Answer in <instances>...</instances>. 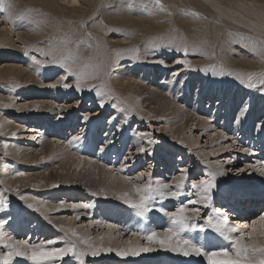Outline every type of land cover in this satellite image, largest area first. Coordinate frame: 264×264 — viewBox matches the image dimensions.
<instances>
[{"label": "rangeland", "instance_id": "1", "mask_svg": "<svg viewBox=\"0 0 264 264\" xmlns=\"http://www.w3.org/2000/svg\"><path fill=\"white\" fill-rule=\"evenodd\" d=\"M160 5H162L163 8H161ZM219 7H224L232 11V13L228 16H222V13L225 14V12L221 11ZM243 17L250 20L252 25L250 24L249 27H246L244 23L239 22L238 19H242ZM126 66L137 71L141 66H144L146 70L153 68L156 71L158 69L157 74L166 72L172 80H174V77L179 73H187L186 71H189L195 75L202 76L204 80L214 84L216 88H220L219 92L235 91V93L237 92L236 95H241L243 92L241 98H243V101L247 104L250 94H255V97L264 101V84L260 82V80L264 78V76L261 75L264 74V0H160L159 5L156 3V0H74L72 3L67 2V0H2V2H0V152L3 151V153H0V158L5 156L12 160L11 163H8L6 168L14 175L11 180L14 179L15 182L9 185L8 190L15 195V198H12L14 200L11 199V201L16 206L10 209L7 201H2V203H0V254L6 253V250H11L14 244L19 248L22 246L21 249H23V245L20 244V242H26L27 245L30 244L29 246H32L33 244L40 245L38 243L45 242L47 239L45 238L43 241L37 239L38 237L44 238L37 233V227L39 226L36 225V227H33V224L29 223L30 221L28 222L31 218L26 212V205L31 204L34 209L37 206L33 204L36 196L34 194H31L32 197L25 195L24 190L26 189H29L28 191L31 192L32 190L30 189H41V186L47 187L48 190L61 188L59 190V198L54 196L56 200L61 201L64 195L61 191L63 188L71 191L75 190L73 188L76 187L82 188L85 190H82L83 193L89 191L93 192L94 194H91L92 197L95 198L99 196V188L103 186L102 189L105 188L107 190H103L106 194L104 199L102 198L100 201H103L104 204L107 205L108 210L104 211L106 215L96 207L98 205L94 204H88L89 207H87V209L81 207L75 209L73 212L76 214V221L74 219L70 220L68 218L70 215L67 214L66 224L68 225L75 221L74 227L84 226L88 220H94L92 221L94 224L89 221L92 225L90 224L89 226L87 223L86 226H84L85 231L93 236V234L96 235V232L98 233L99 229L100 231L98 234L100 235L103 231H101V228H104L102 224L97 225L95 223L98 222V218L103 216V219H107L106 216L113 214L117 209L113 203L114 199H110L113 195L108 191L109 184L111 181H114L112 179H115L116 176L124 178V181L128 183L131 181L130 184L132 188H135L136 185L138 187L139 182H144L145 180L138 178V176L143 177L146 176L147 173V175H152L155 182L158 181L156 178L162 180L163 178L170 177V179L164 181L169 182L172 178L177 176L178 171H176L177 169L175 166L172 167L173 162L170 161L169 155L173 156L175 153L177 154L178 151L175 153L168 152L169 155L161 153L158 155L160 162H158V159L154 161L156 165L154 162L149 164L150 161L147 156L151 152L149 149L147 151L146 149L144 150V148L140 149L139 155L144 157L146 166L138 164L137 158L139 155L133 159L135 161L134 163L124 159V150H126V147L124 149L125 144L123 145L122 142L118 141L119 135L122 136L125 133L127 137L130 136L129 138H134L139 142H141V138L143 139L145 136L143 143L148 144V142H151V144L154 145L155 143H153V141L159 136L157 135L159 131L152 127H156L157 125L159 127L163 126L161 125L163 122L161 120L163 119H161L159 115H154L153 110H144V103H142L141 99L143 96L147 95V92H138V88H136L137 86H134V84L129 85L127 83L122 87H118L113 83L112 79L115 73L120 69H126ZM24 74L26 77L28 75V79L23 78L25 77ZM249 77H251V79H249ZM188 78L189 76L187 75V78L183 81V85L188 83ZM142 80L146 81L147 79L142 78ZM35 81L37 83H35ZM38 81L43 85H40L41 83ZM207 81L204 83V86L207 84ZM66 84L69 86L65 87ZM78 84L79 87H77ZM238 91L240 92L238 93ZM189 92L191 91L189 90ZM247 92L249 94H247ZM258 93L260 95H258ZM25 96L31 99L25 101ZM190 97L191 94H189L187 98L188 105L185 106L186 108L183 107L189 112L188 115L192 117L194 115L205 117V115H207L206 112H208V115H212L210 112L213 111V109H211L212 105L205 108L209 104L207 103V99H201L202 101L200 100V103L196 102L195 98L192 99ZM27 101H32L31 103L40 102L41 106H37V108L34 109V113L37 115L34 118L39 119V121L46 117L53 118V116H48L50 108H56L58 110L60 107L62 109H75L79 111L80 114H85L86 112L90 113L86 116L87 119H84L86 122L85 124L89 125L85 131L79 134H77V131L80 130L75 131L77 127V129H79V123L75 124L72 131L73 133L69 132V130H67L68 128L64 127L65 125L62 130L58 128V131H60L59 134L44 131L46 130L44 125H40L42 129H40V127L37 128L39 130L38 133L32 131L27 132L34 126L32 123L33 121H28V119L24 121L25 117L31 112L28 110L29 106L27 104L29 103ZM261 101L259 105H261ZM22 102H24V104ZM195 102L196 104H193ZM197 103L199 104L198 108L201 110V113L204 112V114L192 110L193 107L197 108ZM18 104H20L22 108H20ZM247 106L245 105V109L248 108ZM188 108L191 110L188 111ZM218 108L220 110L223 109L220 108L219 105L217 106V109ZM177 110L178 109H175V112L178 113ZM42 111L47 112L43 113ZM123 112L125 113L123 126L120 127L118 131L113 130L114 133L109 135V138H107L106 126L98 128L93 123L98 120L97 117L99 116L102 121L104 120L103 122H105V125L107 124L106 122L113 125L114 120ZM143 120L147 123L143 122ZM130 121L131 124L129 125L128 122ZM52 122V120L48 121V124L52 127L60 125V120L59 122ZM261 122L262 120L259 121L260 124ZM246 123L247 122L238 125V127L243 129ZM137 125H140L141 128ZM192 125L193 121L189 128H185L187 132L184 131L182 134L190 137V141L194 142V145L192 144V146L189 147L188 144L183 143L184 141L182 140H184V138L180 133L178 136L180 142L174 141L177 143L176 147L180 148V144H185L183 148H190L189 150L196 152V150H202V147H208L210 144H213L212 142L214 140L210 143V139L216 136L214 135L216 133L211 135L210 138L201 134L197 137L199 133L194 132V129L192 134L188 133ZM1 128L4 129L2 130ZM131 129L133 131L136 130V134L134 132L130 134ZM219 130L220 128H218L217 131L221 133L222 131ZM93 131H95V135L97 134L98 144L96 148L86 149L90 146V138L87 137L86 139V135L88 136ZM230 131L231 132L228 133L229 135L227 134V137H225L226 139L224 138V140H222L224 143L222 142L221 146H223V144L224 147L229 146L233 154L244 152L247 147H244L245 149H238L239 145H237L231 137L235 133L238 139H242L243 142H248L247 130H243V134L242 132L239 134V131H235L234 129H230ZM163 132L167 134L166 130H163ZM30 135H33L32 139L28 138ZM225 135L223 133V137ZM147 136H150V138L148 139ZM42 137L47 138V141H45L44 138L43 141ZM260 137V135H255L250 139V142L254 141L255 138L260 139ZM196 138L197 141L195 140ZM76 139L79 141H76ZM32 140L35 143H32ZM42 141L43 143H41ZM145 141H147V143ZM75 142H77V147ZM78 142L81 144L78 145ZM257 142L256 140L253 143L252 150L250 153L248 152L249 155L254 153V151L256 154L263 151L261 147H264V141L260 143ZM26 143H32L33 147L25 149ZM45 143H48L46 144L47 146H45ZM69 143H74L75 145L72 144L73 146L70 147ZM175 143H173V145H175ZM12 144L13 147H15L14 150H12L13 147L8 149ZM66 145H68V147ZM112 145H114V148L109 150L108 153H102L104 149ZM187 145L189 148L186 147ZM38 148L42 150H37ZM120 148L123 149V152H121ZM230 148L227 149L229 150ZM63 151L67 152V154L70 152L69 154L71 156H69V154H66V156L59 153ZM79 151L80 154L77 153ZM143 151L144 153H142ZM245 152L247 151L245 150ZM226 153L227 152L224 154ZM37 154L38 156H36ZM32 156L33 158L36 157L38 160L36 161V158L33 159ZM78 156L80 159H78ZM65 157H68V160H66ZM179 157L180 156H178V158ZM225 157L226 156L220 157L219 160L222 161ZM260 157L262 161H264V151ZM210 158L207 160L209 164H217V160ZM86 159L90 161L91 164H89ZM66 161L67 164L69 163L68 165L70 167L67 166V164L65 165ZM62 162H65L64 165H62ZM226 162L227 161L223 163ZM243 163L245 162L243 161L241 164H237V168L243 167ZM36 166H38L39 169H34ZM56 167L60 168L54 174L55 180H47L48 176L45 175L52 169L55 170ZM97 167H101V169ZM183 167L185 168L186 166H181V168ZM229 170L230 168H227L225 172L231 176L245 177V179L250 178L249 175L241 176V172H237L238 170L234 168L230 170V173ZM27 172H35L36 174L30 173V176L26 177L25 173ZM18 173H23V175H18ZM80 174L86 175L80 176ZM44 176L47 181L42 179ZM31 177L35 179L28 182L27 179ZM136 177L140 180H137ZM1 179L0 176V185H3ZM187 179L188 181L195 179L193 182H196L199 176H192ZM88 181L90 183H88ZM65 183H69V186H66ZM221 183L218 187L219 189H224V187L228 189V187H230L227 184H223V182ZM30 184L32 185L30 186ZM86 195L87 194L83 195L81 198L78 196H64V200L66 201L62 202V204L65 205L71 200H73L74 204H84L86 202ZM52 197L53 196L48 197L47 199H52ZM132 197L134 196L132 195ZM132 197L122 196V210L128 211L125 207L131 206L126 204L125 200L131 199ZM138 197H140V194ZM77 198L80 203H77ZM231 199L232 197L229 191L225 194V200L230 202ZM234 199L236 200L235 202L239 200L238 197ZM110 200L111 202H109ZM133 200L134 199H132V201ZM63 205L62 207L64 208ZM226 205L227 203L223 199H215L212 205L207 208V213L205 212L203 218L211 217L215 223L226 220V230L234 236H239L241 231L246 234L253 231L252 228H248L246 231L242 223L250 222L251 224L257 221L260 216L264 215V208H259L258 211H260V213L258 214L256 212L253 220H245L246 215H242V213L244 214L246 211L239 212L237 209L239 206L236 205L235 208L233 206L234 203L230 206ZM107 212L109 213L108 215ZM236 213L244 217L236 216ZM52 214L53 212L47 210L45 217L52 218ZM94 214L101 216L97 218ZM135 214L136 213H134L131 218H135L139 221L140 214ZM230 214L234 217H229ZM89 216H92V218ZM113 216L114 217L110 220L113 222V227H115V229L118 227L116 230H118L120 226L122 227L120 230L121 233L118 232V234L120 233L122 236L120 235L119 237L124 236L123 238L126 239L130 236L126 241L127 243L125 242L126 244H128L131 239L133 240L134 235L132 234L139 233V230L142 235L149 230L162 232L160 229L161 224L159 222V217L155 214H151L149 218L143 217L144 220H141L142 222L139 221V224H136L137 221L135 223L128 222L126 224V219L123 221V219H116L115 215ZM23 220L26 222L24 225L21 223ZM20 223L24 227H21ZM144 224H146V228L143 226ZM230 227L232 228L231 230ZM30 229L36 231V236L29 237V235H32ZM40 229L41 227L39 230ZM95 229L97 230L96 232ZM62 232H64V235H62ZM73 232L74 231L66 230L65 232L60 230L57 236H62L63 239L57 240V242L54 241L55 243L53 242L50 246H47V250L43 248L45 251H51L52 249H73V251L69 252L66 256L38 262L28 258H25V260L28 259L33 264H80L81 260H83L85 264H92L93 262V264H110L111 262H118L117 264L121 262L136 264L131 262L129 258L127 259L126 256H119L120 259L117 258L118 255L116 253L122 249L121 246L118 248L116 246L104 247L102 243H98L94 246V241L87 245L89 247L83 252L86 256L83 259L79 254L81 251L74 245H69L68 243V245L65 246L67 240L65 237L68 235L67 233H70L71 235H69L71 237H68L73 239L72 235H75ZM189 232H191V234L190 237H186L187 240L195 235V231L190 230ZM147 234L143 236L147 237ZM257 235L259 236H249L248 238H251V240L247 239L248 235H245L244 238L254 244L256 238H258L262 243L261 237L263 233H258ZM204 236H208V234ZM5 238L7 239L5 240ZM206 241L207 239H203L200 244L202 245L206 243ZM93 247L96 249L100 248L102 251L94 256L92 255V251L95 249ZM145 247L148 246L145 245ZM5 248L7 249L5 250ZM108 248H112L114 252L107 251L106 249ZM112 258L116 259L114 260ZM168 260L164 262L170 263V259ZM15 264H18V262L16 261Z\"/></svg>", "mask_w": 264, "mask_h": 264}, {"label": "bare ground", "instance_id": "2", "mask_svg": "<svg viewBox=\"0 0 264 264\" xmlns=\"http://www.w3.org/2000/svg\"><path fill=\"white\" fill-rule=\"evenodd\" d=\"M72 1H74V0H67V2H71V3H72ZM219 8L221 11L225 12V14L222 13V16L223 15L228 16L229 14L232 13V11L225 9L224 7H219ZM235 19H238V18H235ZM238 20H239V22L244 23L246 27H249V25L251 24V21L248 20L247 18H244V17L242 19H238ZM257 25H259V24H257ZM10 67H12V66H10ZM128 67L129 66H126V69H120L117 73H115V75L113 76V79H112L113 83L118 87H122L124 84H127V83L129 85L134 84V86L135 85L137 86L136 88H138V90H137L138 92H142V91L147 92V95L143 96V98L141 99L142 103H144V105H143L144 110H146V111H152L153 110L154 115H159L161 117V119H163L161 121H163L164 123L162 122L163 124L161 123V125H163L164 127L163 126L159 127L157 124H156L157 125L156 127H152V128H156L159 131V133H157V135H159V136H157L156 140L153 141V143H155L154 145L151 144V142L150 143L148 142V144H144L143 139L145 138V136L143 139L140 137L142 141L139 142L134 138H129L130 136L127 137V135L125 133L122 136L119 135L118 141L122 142L123 145L125 144L124 149L126 147V150H124V159L129 160L132 163H134L135 161L133 159L135 157H138L140 149L144 148V150L146 149V151H147L149 149V151L151 152L150 154L147 153L148 154L147 157L149 158V161H150L149 164H152L155 161V159L156 160L158 159V162H160L158 155H160L161 153L168 154V152L175 153L176 151H178V153L177 154L175 153L173 156L168 154L170 161L173 162L172 167L175 166V168L177 169L176 171H178L177 176L172 178L169 182H164V181L170 179V177L169 178H163L162 180L160 178H158V179L156 178V180H158V181L160 180L159 181L160 184H159L158 181H156L157 183L155 182L152 175H147L148 173L146 174V176H143V177L137 175L138 178L144 179L145 181L139 182V186L137 187V185H136L135 188L131 187V184H130L131 181L128 183L127 181H124V178H122V177L119 178L118 176H116L115 179H112L114 181H111V183L109 184L110 186H108V191L110 192V194L113 195V197L110 199H112V200L114 199L113 203L117 209L111 215H108L109 214L108 213L109 211H108L107 212L108 216H106L107 219H103L104 218L103 216L97 215V214H99L98 212H96L97 214H94V215H96L97 218H98V216H101L98 218V222H95V223L97 225L102 224L104 226V228H101V231L102 230L103 231H102V233H100V235L98 234L100 231L99 228H98L99 229L98 233L96 232L97 230L95 229L96 235L93 234V236L91 234H89V232L87 233L85 231L84 226H86L87 223L90 226L91 222L94 221L92 219L88 220V222L84 226H79V227L75 226L74 227V224L76 221V218H75L76 214H74L73 211H75V209H78V207L87 209V207H83V205H88V204L89 205H92V204L98 205L96 207H98L102 212L108 210L107 205H105L103 201H100L102 198L104 199V196L106 194L105 192H103V190H107L105 188L102 189L103 186L99 188V196H97L95 198L92 197V194H94L93 192L89 191L87 193L86 192L83 193L82 190H84V189H82V188L76 187V188H73V189H75L73 191L65 190L63 188L61 191L64 193V195L62 196L63 199L61 201L56 200L54 198V196L59 198V190L61 188L60 189L53 188L51 190H48L47 187L41 186V189H37V190L35 188L30 189V190H32L31 192L28 191L29 189L28 190L26 189V190H24L25 195H28V197H32L31 194H34L36 196V198H34L35 202H33V204H34V206H37L35 208L36 209L35 210L31 204L26 203L27 204L26 205V208H27L26 212H27L28 216H30V218H31V220H28V222L30 221L29 223H32L33 227H36V225L39 226V227H37V230H38L37 233L40 236H43L44 238L38 237L37 239L43 241V240H45V238H47L45 242L38 243V244L42 245L43 248H45V249L48 248L47 246H50L54 241L57 242V240L63 239L62 236H57V233H59L60 230L61 231L63 230L65 232H66V230H68V231H74L73 233L75 235H72L73 239H70L69 237H71L70 236L71 234L67 233L68 234L67 235L65 233L67 235V236L65 235L66 236L65 238L67 239L65 246H67L69 243V245H74L81 252H84L85 250H87L89 247L87 245L91 244V242H93V241H94L93 242L94 246H96V244H98V243H102V245L104 247L116 246L118 248L119 246H121L122 249L140 248V247H145V245H147L148 247H152L153 251L140 252L138 255H135V256L127 255L126 256L127 259L129 258V260L131 262H134L136 264H161V263L162 264H180V263L181 264H210L206 255L197 256L195 254H191L189 256H184L183 254H181L179 252H173V251H170L164 247H161L158 243H153V242L148 241L147 239H143V238H145V236H143L144 234L148 233L147 234V236H148L154 232L151 230H149L151 233L149 231L147 233L142 232L143 235L141 234L140 230H139V233H137L138 235L131 233L132 235H134V237L132 236L133 240L131 239L132 241L130 240V242H128V244H126L127 243L126 241L130 238V236L127 237L126 239L123 238L124 236L119 237L121 235L120 230L122 227L120 226L119 229L116 230L118 227L115 229V227H113V222H111L110 220H111V218L114 217L113 215H115L116 219L121 218V220L123 219V221L126 219V221H125L126 224L128 222L135 223L136 221H137L136 224H139V221L144 220L143 217L149 218V216L151 214H155L159 217V222L161 224L160 229L162 230V232L158 231L155 233H157L159 235V239H164L165 238V232L167 229L173 228V231L176 232L177 226L173 225V223H172V219L170 216L171 213L175 212L178 208L184 206L189 210L187 212V214L191 215L190 210L192 208H197V209H199V212H200L199 216L198 217L192 216V218L188 221V227L185 228L183 231L176 233V236L173 237V242L175 241L176 238H179L180 240H187L186 237H190V234H191V232H189V231L193 230V231H195L194 232L195 235L194 236L191 235L192 237L188 241L192 245H195L196 247L202 248L205 253L220 251L222 248H228V250L231 252L233 250L232 249L233 239L238 237V236H234L232 233L227 232V235L229 237H232L233 239H225V237L221 236L220 233L215 231V229L213 231V228H211L212 229L211 230L206 225L205 221L208 219V217L203 218V216H205V212H206L207 208L212 205V203L215 201V199H218V200L223 199L227 203L226 206H230L233 203H234V205H233L234 207L236 205L239 206V207H237L239 212L246 211V213H244V214L242 213V215H246L245 220L246 219L247 220H253L254 214L256 212L258 214L260 213V211H258L259 208L260 209L264 208V161H262V159L260 157L264 151V147L263 146L261 147V149H263V151H261L259 154H256L255 151H254V153H251L250 155L248 154V152L250 153V151L252 150V145L256 140L259 143L264 141V101L263 100L261 101L260 98L255 97V94H252V95L250 94L251 97H250V95L248 96L249 99L247 98L248 99V101H247L248 104H247L243 101V98H241V95L243 94V92L241 95H239V94L236 95L237 92L235 93V91H230V92L221 91V92H219L220 88H216L214 86V84H211L209 81L204 80V78L202 76L195 75L194 73H190L189 71H186L187 73H179L178 75H176V77H174V80H172V78H170V76L166 72H163L161 74H157L158 69L156 71L153 68L146 70L144 66L143 67L141 66V67H139V70L137 71V70L131 69V67H129L130 68L129 69ZM12 68H14V67H12ZM151 72H152V74H151ZM187 75L189 76V78L187 80L188 83L183 85V81H185V79L187 78ZM24 76H25V74H24ZM16 77H18V76H16ZM27 77H28V75H27ZM27 77L25 76L23 78L28 79ZM142 78H146L147 80L146 81L142 80ZM58 81H59V79H58ZM206 81H207V84L204 86V83ZM38 82H40V81H38ZM35 83H37V82L35 81ZM35 83H34V85H35ZM40 85H43V84L41 83ZM189 90L191 92H189ZM226 90H228V89H226ZM239 92L240 91H238V93ZM257 92H258V89H257ZM189 94H191L190 98H192V99L195 98L196 102H200L201 99H207V103H209V104L207 105V107H205V106L204 107L208 108L209 106L212 105L211 109H213V111H210L212 115L211 116H210V114L208 115V112H206L208 116L205 115V117H201L199 115H197V116L194 115L192 117V116L188 115L189 112H187V110L185 109L186 108L185 106L188 105V102H187L188 99L187 98H188ZM247 94H249V93L247 92ZM258 95H260V94L258 93ZM250 98H252V99H250ZM28 99H31V98H28V96L24 97L25 101ZM36 99H38V98H36ZM245 99H246V97H245ZM212 100H213V102H212ZM39 101H37V103L36 102L31 103L32 101L31 102L27 101L29 103V104H27L29 106L28 110L31 112H29L30 115L28 114V116L25 117L24 121H26L28 119V121H33L32 123L34 124L33 128H31L27 132L32 131V132L38 133L39 130L37 128L40 127V125H44L46 128V130H44V131H48L49 133L54 132L55 134H57V133L59 134L60 131H58V128H59V130H62L64 125H65L64 127L68 128L67 130H69V132H72L76 123L80 124L79 129H77L78 127L75 129V131L80 130V131H77L78 132L77 134L82 133L83 131H85L87 129V126L89 124H85L86 122L84 119L90 113L86 112L85 114H80L79 111L72 109V108H69V109L63 108L62 109L59 107L60 109L58 108V110L56 108H52V109L50 108V112H49L48 116L49 117L53 116V118L46 117L45 119H42L41 121H39V119L34 118L35 116H37L34 113L35 112L34 109L37 108V106H41ZM260 101H261V105H259ZM24 102H22V103L24 104ZM196 102L193 104H196ZM214 102H215V104H214ZM18 105L20 107V104H18ZM203 105H205V104H203ZM218 105L220 108H223V109L222 110H220L219 108L217 109ZM245 105L246 106L248 105L247 106L248 108L245 109ZM200 106H201V104H200ZM250 106H252V107H250ZM183 107H185V108H183ZM198 107H199V104L197 103V108L193 107L192 110L197 111V113L199 112L200 114H204V112L201 113V110ZM20 108H22V107H20ZM175 109H178L177 110L178 113L175 112ZM190 110L188 108V111H190ZM205 111H206V109H205ZM42 112L46 113L47 111H42ZM124 114L125 113L123 112L121 115H119L118 118H116L114 120L113 125H111V123H109V122H106L107 124L105 125V122H103L104 120L102 121L101 117H99V116L97 117L98 120L96 122H93V123L98 128L101 126L102 127L106 126L107 134H108L107 138H109L108 137L109 135L113 134L114 131H118V129L123 126V124H124L123 120L125 119ZM115 115H117V114H115ZM58 119L60 120V122ZM50 120H52L53 122L57 121V122H59L60 125L52 127L48 124V121H50ZM182 120H184V121H182ZM260 120H262L261 124L259 123ZM192 121H193V125H192V128L189 129L188 133L192 134V131L194 129L195 130L194 132L199 133L197 135V137L201 134V135H206L209 138L211 137V135L216 133V134H214L216 136H214L213 138L210 139V143L214 140L212 142L213 143L212 145L210 144V146H208V147H202V150H196V152H192V150H189L190 149L189 147L192 146V144L194 145V142L190 141V137H187L186 135L184 136L182 134V132L185 131V128L190 127V125L192 124ZM97 122H99V123H97ZM143 122H146V121L143 120ZM245 122H247V123L243 129L241 127H238V125H241ZM7 123H8V121H7ZM146 123H144V124H146ZM128 124L130 125L131 121L128 122ZM115 125H116V127H115ZM137 126L139 128H141L140 125H137ZM4 128H1V129L3 130ZM218 128H220V130L222 131L221 133L217 131ZM21 129H23V128H21ZM40 129H42V128L40 127ZM230 129H232V130L234 129L235 131H239V134H241V132L243 134V132H244L243 130H247L246 134L248 135V142L247 141L243 142L242 139H238L237 136L235 135L234 131H233V133H234L233 136L232 137L230 136L232 139H234V142L237 145H239L238 149L247 147L246 149L244 148L247 152H245V150H244V152H242V153L237 152L236 154H233L232 149L229 146L224 147V144H223V146H221V144L223 142L222 140H224V138L227 137V134L229 132H231ZM163 130H166L167 134L165 132H163ZM133 132L136 134V130L133 131L131 129L130 134ZM185 132H187V131H185ZM180 133L182 134V137L184 138V140H182V141H184L183 143L188 144L189 147H188V145L186 147H188L189 149L183 148V145H185V144H183V145L180 144V148L176 147L177 143H175V142H177V141L180 142L179 137H178ZM223 133H224V135L226 134L224 137H223ZM119 134H122V133H119ZM255 135H260L261 136L260 139L255 138L254 141L250 142V139ZM71 136H73V135H71ZM32 137H33V135H30L28 138L32 139ZM74 137H75V135H74ZM79 137H81V136H79ZM87 137L90 138V146L87 147L86 149L96 148V145L98 144V138H97V134L95 135V131L90 133L88 136L86 135V139H87ZM112 137H114V136H112ZM147 137H148V139L150 138V136H147ZM43 138L44 137H42V139ZM44 139H45V141H47L46 140L47 138H44ZM44 139H43V141H44ZM195 140L197 141V138ZM43 141L41 143H43ZM74 141H75V139H74ZM76 141H79V140L76 139ZM110 141H111V138H110ZM151 141H152V139H151ZM80 142H78V145L81 144ZM145 142L147 143V141H145ZM157 142H159V143H157ZM32 143H35V142H33V140H32ZM32 143H30V144L26 143V145L24 144L26 146L25 149H29V148L33 147ZM50 143H51V141H50ZM75 143H76V147H77V142H75ZM173 143H175V145H173ZM230 143H231V141H230ZM46 144H48V143H45V146H47ZM69 144H70V147H72L73 146L72 144H74V143H69ZM68 145H66V146L68 147ZM113 146L114 145H112V146H110L104 150L102 149L103 150L102 153L103 154L108 153L109 150L114 148ZM12 147H13V144L10 145V147L8 149H10ZM14 148L15 147H13L12 150H14ZM227 148H230L231 150L230 149L228 150ZM66 149H65V151H66ZM120 149H121V152H123V149L122 148H120ZM37 150H42V149L38 148ZM65 151L59 152V153L66 155L67 152H65ZM225 152H227L229 154H227V153L224 154ZM0 153H3V151ZM40 153H42V152H40ZM77 153L80 154V151ZM142 153H144V151ZM36 156H38V154ZM69 156H71V155L69 154ZM141 156L139 155V157L137 158V162H138V164H142V165L146 166L144 157H141ZM178 156H180V157L178 158ZM224 156H226L225 157L226 159L223 158L222 161L219 160L220 157H224ZM15 157H17V156H15ZM28 157H27V159H28ZM32 158H33V156H32ZM35 158H33V159H35ZM209 158L210 159L214 158L215 160H217V162H216L217 164H215V165L209 164L207 162V160ZM65 159L68 160V157H65ZM78 159H80V157ZM37 160L38 159L36 158V161ZM225 161H227V162L223 163ZM243 161L245 162V163H243V167H240L238 169L236 165L237 164L239 165V163L241 164ZM11 162H12V160H10L9 158H6L5 156L3 158H0V176L2 178L1 180L3 181V183H2L3 185H0V203H2V201H7V203H9L10 209H12L14 206H16L11 201L12 198H15V195H13V193H10L8 190L9 185L15 182L14 179L11 180L14 175H12L9 172L10 170L6 168L8 163H11ZM38 162H40V161H38ZM72 162H73V160H72ZM84 162H86V161H84ZM87 162H89V164H91L90 161L87 160ZM64 163L65 162H62V165H64ZM60 164H59V166H60ZM66 164H67V161H66L65 165ZM68 164H67V166H69ZM95 164H96V162H95ZM154 164H155V162H154ZM183 165L186 167L181 168V166H183ZM227 166H229V167H227ZM37 168L39 169L38 166L34 167V169H37ZM59 168L56 167L55 170L52 169L53 171L51 170L47 175L44 174L45 176H48L47 180L54 181L55 180L54 174H55V172H57V170ZM97 168L101 169V167H97ZM227 168H230V170L234 168L235 170H238L237 172H239V173L241 172V174H240L241 176L249 175L250 178L245 179V177L231 176L230 174L225 172V170H227ZM63 169H65V168H63ZM168 169H169V167H168ZM230 170H229V173H230ZM160 171H161V169H160ZM67 172H68V169H67ZM97 172H98V170H97ZM30 173L36 174L37 171H36V173L35 172H30ZM30 173L29 172L25 173L26 177H29ZM81 175H83V174H80V176ZM84 175H86V174H84ZM45 176L42 178L43 180H46ZM165 176H168V175H165ZM192 176H199L198 181L193 182V180H195V179H192V181H188L187 178L192 177ZM138 178L136 177L137 180H140ZM34 179H35L34 177H31L27 180H28V182H31ZM201 180L210 181L214 185V187H212L210 189V191H208V192H204L202 189H194L191 187L192 184H194V183L198 184L199 181H201ZM221 182H223V184L229 185L230 187H228V189L226 187H224V189H219L218 187L220 186ZM88 183H90V182L88 181ZM68 184L69 183H67V184L65 183L66 186H69ZM178 184H179V187H177ZM31 185L32 184H30V186ZM164 185H167L168 187H163ZM132 186H135V185H132ZM28 188H30V187H28ZM136 188H142V189L143 188H150L149 194L152 197L150 204H149L150 210L145 212L143 215H140V216L138 215L140 217L139 221L136 220L135 218H131L132 215H134V213L138 214L137 209H134L132 207H125L126 209H128V211L121 209L123 206L122 205L123 203L121 200L123 195L126 197H130V196L132 197V195H133L134 197H132L129 200H132V199H134L133 201L139 200L140 197H138L139 194H137V192L135 191ZM177 191L180 193L178 196L173 197L170 195V192H177ZM217 191H219V192H217ZM229 191H230L231 197H232L230 202H228V200H225V194H227ZM85 194H87V195H86V199H85L86 202L84 204H74L73 200L68 201V203L65 202L66 203L65 205L62 204V202L66 201V200H64V198L67 196H71V197L78 196L81 198ZM141 194H143V193H141ZM51 196H53L52 199H47L48 197H51ZM206 196L210 197V200L204 199V197H206ZM235 197L239 198V200L237 202H235L236 201L234 199ZM12 200H14V199H12ZM189 201H196V203L191 204V203H189ZM109 202H111V200ZM75 203H76V201H75ZM77 203H80V202H78V198H77ZM126 204H128V203H126ZM29 205H31V207H29ZM62 205L64 206V208L62 207ZM79 205H81V206H79ZM40 208H41V210H40ZM240 208H243V209H240ZM85 209H83V210H85ZM112 209H114V208H112ZM47 210L53 212V214L51 215L52 218H46L47 214L45 217V213ZM91 210H90V212H91ZM111 211H113V210H111ZM76 212H78V211H76ZM67 214L70 215V217H68L70 220H72V219L75 220L73 223H69V221H68V223H69L68 225L66 224ZM88 214H90V213H88ZM105 215H106V213H105ZM242 215L239 213L238 214L236 213V216H242ZM85 216H86V214H85ZM109 216H112V217H109ZM89 217L92 218V216H89ZM151 217H150V219H151ZM229 217L233 218L234 216L232 214H230ZM242 217H244V216H242ZM85 218H87V217H85ZM24 221L25 220H23L21 222V223H23V225H24V223L26 224V222H24ZM89 221H91V222L89 223ZM21 223H20L21 227H24ZM92 223L94 224V222H92ZM47 224H48V226H47ZM242 224L243 225L247 224L249 226L248 228H252V230H253V231L248 232V233H250V235L247 236V239L251 240V238H248L251 235L259 236V235H257L258 233H263V236H264V222H261L260 219H257V221H255L254 225H252L253 223L250 224V222H244ZM110 225L112 227H110ZM145 225L146 224H144L143 226L146 228ZM255 225H256V229H255ZM40 227H41V229L39 230ZM144 227H143V229H144ZM201 227L204 228L203 231L200 230ZM248 228H246L245 230L247 231ZM231 229L232 228L230 227V230ZM137 230H138V228H137ZM18 231H19V229H18ZM91 232H93V231H91ZM118 232H120V233L118 234ZM30 233L32 235L31 236L29 235V237L36 236V231L30 229ZM62 233H63L62 235H64V232H62ZM207 234H208V236H204ZM263 236L261 237L262 243H261L260 239H258V238H256L255 244L248 241L247 239L243 238L242 244L254 245L256 247H262V246H264ZM52 238H54V239H52ZM0 239H1V236H0ZM6 239L7 238H5V240ZM203 239L204 240L207 239V241H206V243L201 245L200 243L202 242ZM3 241H4V239H3ZM0 242H1V240H0ZM49 242H51V243H49ZM28 245H30V244H28ZM21 248H22V246H21ZM93 248H95V247H93ZM6 249L7 248H5V250ZM6 251H7L6 253L3 252L4 254H0V260L4 259L7 255V253L9 251H12V249L6 250ZM29 254H30V252H29ZM115 256H117V255H115ZM119 256L120 255H118L117 258H119ZM81 257H83V259H84V257H86V256L83 255ZM25 258H28V257L27 256H13L10 259L6 260V264H15L16 261L18 262V264H33L31 261L28 260L29 258L27 260H25ZM112 259H114V258H112ZM168 259H170V263H165L164 261L168 260ZM117 263L118 262H111L110 264H117ZM119 264H126V263L121 262Z\"/></svg>", "mask_w": 264, "mask_h": 264}, {"label": "snow or ice", "instance_id": "3", "mask_svg": "<svg viewBox=\"0 0 264 264\" xmlns=\"http://www.w3.org/2000/svg\"><path fill=\"white\" fill-rule=\"evenodd\" d=\"M2 2V0H0ZM156 3L159 5L160 0H156ZM163 8L162 5H160ZM264 76V74H261ZM251 79V77H249ZM261 84H264V78L260 80ZM69 85H65L68 87ZM252 86V85H250ZM79 87V84L77 85ZM87 119V117H85ZM18 175H23V173H18ZM163 187H168L164 185ZM179 187V184L177 185ZM192 188L194 189H202L204 192L210 191L214 185L210 181L201 180L198 184H192ZM135 191L137 194H140V198L138 201H132L126 199L125 202L128 203L132 208L138 210V214L143 215L145 212L149 211V204L152 197L149 194L150 188H136ZM143 193V194H141ZM180 193L177 192H170V195L175 197L178 196ZM206 200H210V197H204ZM191 204H195L196 201H189ZM31 207V205H29ZM75 207V206H74ZM83 207H89V205H83ZM189 210L182 206L178 208L175 212L171 213V219L173 225L176 227V232L173 231V228H169L165 232V238L159 239V235L155 232L151 233L145 239L150 242L158 243L161 247H164L173 252H179L184 256H189L191 254H195L197 256L206 255L207 259L209 260L210 264H264V246L256 247L254 245H244L242 244V240L245 235H250V233H244L243 231L240 232V235L236 238L229 237L226 231L227 221L223 220L218 223H214L211 217L205 221L206 225L209 228L215 229L216 232L220 233L221 236H224L225 239H233L232 244V251L230 252L228 248H222L220 251H214L210 253H205L202 248L196 247L192 245L188 240H180L176 238L173 242V237L176 236V233L183 231L185 228L188 227V221L192 218V216H199L200 212L197 208H192L190 210L191 215H188L187 212ZM260 221L264 222V215L260 216ZM255 224V222H253ZM110 227H112L110 225ZM245 228L249 226L247 224L244 225ZM201 231L204 230L203 227L200 229ZM23 245V249L16 247L15 245L12 246V251H9L6 257L0 260V264H6V260L10 259L13 256H27L32 261H44V260H53L56 258H62L66 256L69 252H72L73 249H52L51 251L43 250L42 245H34L29 246L26 242H20ZM51 243V242H49ZM107 251H113L112 248L106 249ZM30 251V255H29ZM102 249H94L92 251V255H98ZM153 251L152 247H140V248H129V249H121L117 251V255L120 256H127V255H138L140 252H150ZM85 253L81 252L80 256H83ZM80 264H84L83 260H81Z\"/></svg>", "mask_w": 264, "mask_h": 264}]
</instances>
